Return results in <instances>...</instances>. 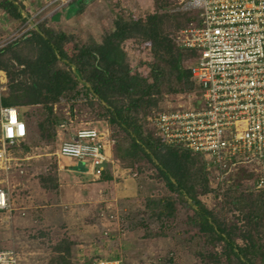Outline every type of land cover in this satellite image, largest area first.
Here are the masks:
<instances>
[{"label":"trees","instance_id":"1","mask_svg":"<svg viewBox=\"0 0 264 264\" xmlns=\"http://www.w3.org/2000/svg\"><path fill=\"white\" fill-rule=\"evenodd\" d=\"M0 10L14 22L28 20L23 17L18 0H0ZM168 10L165 4L144 17L117 14L113 28L100 42L93 39L79 42L74 34L46 22L39 23L0 47V69L8 78L1 105L16 107L25 122L22 108L42 106L47 115L39 123L40 139L55 140L56 128L66 123L54 113L57 103L64 99L72 102L83 99L91 105L97 102L103 110L100 115L114 129L112 151L118 170L135 176L144 172L143 164L148 163L168 190L166 195L145 198V207L152 217L162 224L175 219L181 203L191 210L186 217L189 227L186 242L202 262L264 264V236L260 233L264 224V189H256L253 183L245 190L248 194L233 196L230 202L239 211L238 219L236 223L225 220L201 198L216 189L211 184L213 164L201 152L165 142L146 124L155 110H161L158 104L164 95L192 94L195 106L202 93L191 70L197 51L181 46L178 37L167 31V26L180 28L182 22H197L199 14L193 9H186L189 16ZM130 39L152 46L154 60L147 63L146 75L133 71L123 47ZM28 133L11 150L25 144ZM121 133L123 137L119 136ZM110 167L109 164L100 180L114 178ZM248 174L253 179V174ZM55 178L49 175L40 181L44 186L56 187ZM154 235L146 231L145 236ZM74 244L69 237L56 242L52 248L55 254L48 264H72ZM217 245H221V251L207 250L208 246ZM110 259L100 257L91 264ZM163 264H174V257Z\"/></svg>","mask_w":264,"mask_h":264},{"label":"rangeland","instance_id":"2","mask_svg":"<svg viewBox=\"0 0 264 264\" xmlns=\"http://www.w3.org/2000/svg\"><path fill=\"white\" fill-rule=\"evenodd\" d=\"M186 1L18 0L22 15L28 20L25 23L14 22L0 10V47L18 39L27 30L41 22H46L51 27L74 34L79 42L90 39L100 42L103 36L113 28L117 14H123L125 17H144L158 6L166 4L169 6V12H181L189 16L191 14L185 8ZM80 8L83 9L79 11ZM182 24L180 28L167 26V31L176 38L182 30L190 25L187 21L182 22ZM123 47L127 52L133 71L136 74L146 75L149 71L147 63L154 60L151 44L139 39H130L123 43ZM68 49L72 50V45H69ZM187 65L190 63L188 62ZM6 93L7 84L5 89L0 86V107L1 98ZM194 98L195 96L192 94L164 95L160 98L158 108L173 110L181 107H192L194 106ZM102 111L97 102L91 105L83 99L75 102L64 99L55 105L54 113L66 121L65 125L56 128L57 137L55 140L51 137L42 140L40 139L39 123L47 115L46 110L40 105L21 109L29 133L26 143L13 148L11 152L13 156L20 159L25 174L17 175L0 170V186L8 191L15 207L38 204V192L41 191L40 178L49 175L54 176L59 164L56 152L63 139L73 138L76 132L82 128H97L113 139L114 129L100 115ZM123 135L121 133L119 136L123 137ZM77 161L83 163L80 160ZM143 167L144 172L129 176L123 171L124 175H116L115 181L108 182L100 189L98 188L97 193L100 201L106 202L99 203L97 244L91 245L89 242L82 247L80 246L78 248L81 249L80 251L74 249L72 264H91L100 257L111 258L114 255L120 256L122 259L120 264H163L171 256L174 257V264H206L193 254L186 242L189 231L186 217L191 212L190 209L179 203L177 217L167 220L163 224L152 217L146 209V197L166 195L168 190L164 182L157 176L155 168L148 163H144ZM211 168L213 170L211 184L216 189L201 198L209 208L214 209L225 220L236 223L239 211L234 208L230 201L233 196L248 194L245 190L252 186L253 179L248 177V172L242 169L228 173L218 172L215 168ZM114 171H117V168ZM124 178H126L125 187L130 196H126L120 201L117 198L118 191L115 188L120 187L119 183L124 182ZM23 181L30 184L31 193L28 195L26 189L23 188L24 185L18 184ZM27 196L29 197L27 198ZM112 198H116V200ZM109 201H114L119 206L117 214L110 215V211L106 207ZM121 206H124V212H121ZM28 211H32V209ZM11 212L8 215L0 213V249L15 248L19 253L20 264H48L55 254L52 250L53 245L58 242L54 241L56 240L54 238L55 232L52 234L51 231L44 230L38 221L32 226H17L11 218V214L14 217L15 212L17 215L21 213L14 210ZM36 213L38 212H34V214ZM56 228L58 231L64 230V228ZM146 231L155 234L154 237H146ZM260 233L264 236V224L260 227ZM221 249V245L207 247L209 251H221Z\"/></svg>","mask_w":264,"mask_h":264},{"label":"built area","instance_id":"3","mask_svg":"<svg viewBox=\"0 0 264 264\" xmlns=\"http://www.w3.org/2000/svg\"><path fill=\"white\" fill-rule=\"evenodd\" d=\"M185 8L196 10L199 20L178 42L198 53L191 70L202 93L197 105L157 111L147 124L165 142L203 153L218 172L248 169L255 188L264 189V0H187ZM7 81L0 69L2 89ZM0 115V170L8 172L17 166L11 148L27 136L28 125L16 107L1 105ZM113 144L104 131L82 128L63 139L56 154L86 163L100 178L113 162ZM10 208L0 186V212ZM0 264H20L18 251L0 249Z\"/></svg>","mask_w":264,"mask_h":264},{"label":"crops","instance_id":"4","mask_svg":"<svg viewBox=\"0 0 264 264\" xmlns=\"http://www.w3.org/2000/svg\"><path fill=\"white\" fill-rule=\"evenodd\" d=\"M111 148H113V146H111ZM57 158L59 164L54 173L56 177L55 182L57 183L56 187H52L50 184L44 186L42 182H39L41 191L38 192L37 205L26 204L25 206H19L17 208L9 195L11 208L0 213L8 215L13 210L19 211L21 213L20 215H17V212H15L13 217L11 214V218L17 226H32L38 221L42 224L41 226H43L44 230L51 231L52 234L55 232L54 238H56V240L54 241L69 237L75 242L74 249L80 251L81 249L79 250L78 248L89 242H91V245L97 244L96 238L99 236L97 232V228L99 227L97 223L99 203L106 202L104 200L100 201L97 193L98 188L100 189L101 186H104V184L108 182L112 183L115 181V179H117L116 175L119 176L120 174L121 176L125 173L123 170H118L117 164L113 159V162L110 163V168L112 169L114 178L110 181H102L87 172L86 163H80L76 159L60 157L58 155ZM116 168L117 171H114ZM8 173L17 175L25 174V169L20 159L17 158V166L9 170ZM126 178H124V182L119 183L120 187L118 186L115 188L116 191H118L116 195L120 201L126 196H130L125 187ZM18 184L24 185L23 188L26 189L27 195L31 193L29 182L23 181ZM28 197L29 196H27V198ZM112 199L116 200V198ZM106 207L110 211V215H115L119 212V206L115 204L114 201H109ZM123 207L124 206L120 207L121 212L125 210ZM29 209H32V211L27 212ZM35 209L36 211H34ZM34 212H38L36 213L37 215L34 214ZM56 227L64 228V230L58 231ZM121 260L120 256L114 255L108 260V264H120Z\"/></svg>","mask_w":264,"mask_h":264}]
</instances>
